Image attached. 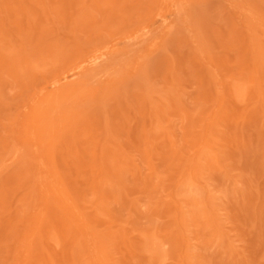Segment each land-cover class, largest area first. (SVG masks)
I'll use <instances>...</instances> for the list:
<instances>
[{"label":"rangeland","instance_id":"obj_1","mask_svg":"<svg viewBox=\"0 0 264 264\" xmlns=\"http://www.w3.org/2000/svg\"><path fill=\"white\" fill-rule=\"evenodd\" d=\"M0 264H264V0H0Z\"/></svg>","mask_w":264,"mask_h":264}]
</instances>
